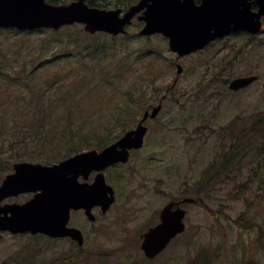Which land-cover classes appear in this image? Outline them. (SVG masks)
Returning a JSON list of instances; mask_svg holds the SVG:
<instances>
[{
    "label": "rangeland",
    "instance_id": "374dc122",
    "mask_svg": "<svg viewBox=\"0 0 264 264\" xmlns=\"http://www.w3.org/2000/svg\"><path fill=\"white\" fill-rule=\"evenodd\" d=\"M98 1L114 7L139 0ZM137 23L128 38L87 36L78 25L65 29L63 40L72 33L89 45L49 65L43 64L59 44L44 43L48 33H0V184L17 163L54 164L74 155L63 143L36 146L39 134L51 132L47 129L62 139L66 123L83 124L77 131L91 147L82 151L112 144L158 105L177 77L176 64L184 68L159 118L146 122L151 127L146 147L107 173L117 194L113 207L106 214L96 209V222L74 213L83 249L70 240L0 233V264H73L68 259L78 255L83 259L75 264H264L259 239L264 136L248 134L254 120L264 116V48L256 47L263 37H231L177 60L163 36L139 37ZM252 74L260 80L246 90L234 93L224 86L225 80ZM38 91L46 92L43 103ZM51 95L55 99L48 100ZM127 102L130 114L120 118L118 108ZM28 115L34 119L31 126ZM56 120H63L62 126L49 127ZM185 198L203 200L183 207L186 232L156 259H146L140 236L158 223L167 203ZM29 199L23 195L7 202Z\"/></svg>",
    "mask_w": 264,
    "mask_h": 264
},
{
    "label": "water",
    "instance_id": "95a60500",
    "mask_svg": "<svg viewBox=\"0 0 264 264\" xmlns=\"http://www.w3.org/2000/svg\"><path fill=\"white\" fill-rule=\"evenodd\" d=\"M87 0H77L68 5H52L46 0H0V28L21 31L53 29L85 24L91 34L106 32L115 36L126 33L125 28L133 18L143 12L140 21L146 23L141 35L163 34L169 39L171 50L184 57L204 49L212 41L234 32L258 34L263 29L264 0H255L259 11L253 13L247 0H141L123 16L122 10L91 8ZM183 68L178 65V74ZM257 76L234 79L230 90L248 87ZM162 105L146 112L136 130L128 132L115 144L102 152H84L58 164L19 163L14 173L8 175L0 186V232L13 235H46L51 238H71L80 246L84 238L80 230L69 228L71 212L85 210L95 221L92 210L101 207L106 213L115 202V191L106 183L104 171L118 163H127L132 149L143 146L147 128L145 121L155 118ZM98 175L92 184L81 183L80 177L89 180L92 172ZM33 193L24 204H6L5 199ZM192 202L185 199L182 203ZM186 211L179 203L171 202L160 214L161 223L142 236V249L152 259L163 252L170 242L186 229Z\"/></svg>",
    "mask_w": 264,
    "mask_h": 264
},
{
    "label": "trees",
    "instance_id": "16d2710c",
    "mask_svg": "<svg viewBox=\"0 0 264 264\" xmlns=\"http://www.w3.org/2000/svg\"><path fill=\"white\" fill-rule=\"evenodd\" d=\"M49 2L57 4V2H59V0H49ZM89 4H90V6H96V7H100V8L106 7L105 5L98 3L95 0L89 1ZM2 31L3 30H0V33ZM45 33H48V36L43 38L44 43H49L52 46H54L55 44H59L57 46V48L52 47V57L54 59L53 60L54 62L61 59V58H69V55H71L70 54L71 51L75 48H77L79 52H82L85 45H86V43H81L80 41H78L77 36L72 34V33L69 34L68 37L65 38L64 40L62 39L63 33H57L54 31H43V30L39 31L40 35L45 34ZM27 34H30V33H27ZM225 84H227V82H225ZM35 95L39 98L38 101L42 102L43 100L41 101V99L44 98V96L46 95V92L38 91V92H36ZM55 97H56V95H51L47 99L52 100V99H55ZM33 104H34V101L31 100L29 102V105H28L29 107L27 109V112L31 113L30 105H33ZM33 113L38 114L35 111V109L33 110ZM29 116L30 115H28V117H27V126H31L33 124L32 120H34L33 118L32 119L29 118ZM120 118H122L121 115H120ZM46 120L47 119H45V121ZM63 122H64L63 120H56V122L53 123L52 125H50L49 127H51V128H57L58 127V129H59L62 126ZM77 126H79L80 128L84 127L83 124L74 125V124H72V122L65 124V130L66 131L63 133V137L65 139L59 138V135L56 133V131L47 129V131H51V132H48L47 134L46 133L39 134V137L36 139L38 142L35 145L36 146H49L52 148V147H56L57 145H60L61 143H63L67 146L68 149H70V151L73 152L71 154H77L79 152H82L83 147L84 148L85 147H91L90 146L91 144L85 143L88 139L85 138V136H83L82 131H77L78 130ZM70 129H72L71 132L69 131ZM248 134L250 136L255 135V137H257V136L263 137L264 136V116L262 118L260 117V118H257L256 120H254V123H253V125H251V129L249 130ZM63 139H64V141H62ZM73 145H76V147H72ZM232 145H233V148L236 146V141L234 138L232 139ZM101 146H102V144L100 143L94 147L100 148ZM217 175H219L218 172L213 174L212 180H209L210 183L213 182L215 176H217ZM210 183H208V185H210ZM239 220H243V219L239 218ZM241 225H243V223ZM253 226H254V224L251 225V227H253ZM260 232H261V236L259 237V239H260L261 244L264 246V231L261 230ZM30 238L38 240V239L46 238V237L36 236V237H30ZM82 259H83L82 255H78V256H76L74 258H70L68 260H70L71 263L75 264V263L81 261ZM73 261L74 262L76 261V262L74 263Z\"/></svg>",
    "mask_w": 264,
    "mask_h": 264
},
{
    "label": "flooded vegetation",
    "instance_id": "af4514ba",
    "mask_svg": "<svg viewBox=\"0 0 264 264\" xmlns=\"http://www.w3.org/2000/svg\"><path fill=\"white\" fill-rule=\"evenodd\" d=\"M249 1H250V3H251V10L254 11V12H257V11H258V6H257V4L254 2V0H249ZM196 2H197L198 4H200V3H201V0H196ZM262 20H263V24H264V18H263ZM237 36H245V37H248V38L251 39V40H252V39H257V38H259V37H260V38L263 37V39H264V30H263L259 35H256V36H254V35H250V34H247V33H245V32H240V33L232 34V35L226 37L225 39H223L222 41H225L226 39H230L231 37H237ZM145 139H147V136H146ZM92 176H95V173L92 174ZM159 218H160V215L158 216V223H156V225L159 224Z\"/></svg>",
    "mask_w": 264,
    "mask_h": 264
}]
</instances>
